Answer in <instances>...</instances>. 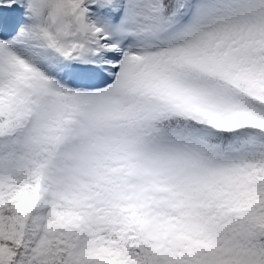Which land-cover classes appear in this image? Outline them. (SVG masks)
Returning a JSON list of instances; mask_svg holds the SVG:
<instances>
[{"label":"snow or ice","instance_id":"6c2138e0","mask_svg":"<svg viewBox=\"0 0 264 264\" xmlns=\"http://www.w3.org/2000/svg\"><path fill=\"white\" fill-rule=\"evenodd\" d=\"M0 264H264V0H0Z\"/></svg>","mask_w":264,"mask_h":264}]
</instances>
